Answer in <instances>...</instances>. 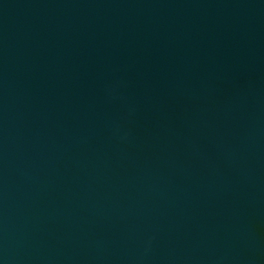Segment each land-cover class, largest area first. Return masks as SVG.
I'll use <instances>...</instances> for the list:
<instances>
[{"label":"water","instance_id":"obj_1","mask_svg":"<svg viewBox=\"0 0 264 264\" xmlns=\"http://www.w3.org/2000/svg\"><path fill=\"white\" fill-rule=\"evenodd\" d=\"M0 264H264V0H0Z\"/></svg>","mask_w":264,"mask_h":264}]
</instances>
